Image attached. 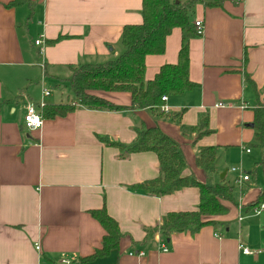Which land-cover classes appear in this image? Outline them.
Here are the masks:
<instances>
[{"label":"crops","instance_id":"0c3cea01","mask_svg":"<svg viewBox=\"0 0 264 264\" xmlns=\"http://www.w3.org/2000/svg\"><path fill=\"white\" fill-rule=\"evenodd\" d=\"M11 1L0 0V264H79L101 248L105 233L90 212L102 208L123 237L116 250L89 264H264V212L256 216L247 207L264 184L254 183L257 172L242 167L252 160L253 111L264 107V0L194 7L193 23L203 27L202 36L188 43V76L196 88L165 97L167 114L90 110L74 101L67 83L69 67L101 64L122 52V28L142 22L141 0H28L31 5L6 7ZM180 45L181 32L173 29L164 53L145 58L144 79L175 65ZM95 95L130 105L127 93ZM67 102L72 112L42 118L36 130L24 127L26 105L41 114L39 103ZM175 115L178 120H171ZM141 126H156L177 143L183 176L233 188L234 204L222 203L227 213L208 219L213 224L195 234H172L165 241L156 231L148 237L168 213L195 210L199 192L188 187L158 197L134 190L158 177L157 157H121L101 139L130 145ZM209 147L216 150L213 172L195 164ZM235 157L238 168L232 172L227 163H236ZM256 160L250 166L264 172L260 152Z\"/></svg>","mask_w":264,"mask_h":264},{"label":"trees","instance_id":"16d2710c","mask_svg":"<svg viewBox=\"0 0 264 264\" xmlns=\"http://www.w3.org/2000/svg\"><path fill=\"white\" fill-rule=\"evenodd\" d=\"M22 4L31 5L28 0H12L6 7L13 8ZM205 8H220L219 0H188L180 3L177 0H141V19L139 25H127L122 28L120 46L122 52L113 60L101 64H86L69 67L71 76L67 83L78 105L90 110H107L119 112L123 110H151L160 109L164 105L162 97L181 96L196 88L189 80V48L188 43L196 38L193 23V12L196 5ZM173 29L181 32V45L175 65H163L152 80L144 79L145 58L159 56L164 53L166 37ZM100 93H127L130 95V105L115 106L99 98ZM74 110L73 105H43L40 109L41 117L54 119L62 117ZM162 115V114H161ZM175 115L171 120H178ZM178 122V121H177ZM252 129L254 131V148L260 152L261 168L264 167V107L253 111ZM200 131L199 129H197ZM136 137L130 145H120L101 139L105 145L115 147L120 156L135 153L151 152L155 154L159 164V175L156 179L134 186V190L151 196L171 195L183 188L198 189L199 200L193 211L168 213L161 224L152 231L159 232L167 241L172 234L189 232L197 233L202 227L213 224L208 220L227 213L228 208L223 202L234 204L233 188L220 181L214 186L198 183L191 176H183L186 165L180 149L175 141L163 134L158 127L141 128L135 130ZM202 134H200L201 136ZM196 167L208 171H215V148H202L195 160ZM264 205V190L259 192L255 201L247 207L259 208ZM90 215L104 231L101 248L91 256L81 259L79 264H89L96 259L107 256L117 249L120 233L117 223L106 213L105 209L94 210Z\"/></svg>","mask_w":264,"mask_h":264},{"label":"built area","instance_id":"2783aa9c","mask_svg":"<svg viewBox=\"0 0 264 264\" xmlns=\"http://www.w3.org/2000/svg\"><path fill=\"white\" fill-rule=\"evenodd\" d=\"M194 27H195V35L197 37H200L202 36V33H203V27H202V23L200 21H195L194 22ZM35 46H39L41 45V42L40 41H36L34 43ZM49 95V92L44 90L43 91V96L46 97ZM166 98L165 97H162L161 98V101L165 102ZM44 104L42 103H39L38 104V108L39 110L43 107ZM160 110L161 112L167 114L168 113V109L163 105L160 107ZM23 124H24V127L27 129V130H36V129H39L41 126H42V117L39 113H37L34 105L32 104H28L26 105V114L23 118ZM246 152H248V150H246ZM232 172H236L237 170L236 169H232L231 170ZM242 181H247L248 180V177L246 175H244L242 178H241ZM264 212V205H261L259 208H256V209H253V214L254 215H259L260 213ZM36 251H39V247L36 246L35 247ZM161 249H162V252H166V249L164 246H161ZM241 252L245 255H251L252 252L249 251L248 249L246 248H241ZM140 256H142V254H140ZM59 264H75L72 260H67V259H61Z\"/></svg>","mask_w":264,"mask_h":264},{"label":"rangeland","instance_id":"374dc122","mask_svg":"<svg viewBox=\"0 0 264 264\" xmlns=\"http://www.w3.org/2000/svg\"><path fill=\"white\" fill-rule=\"evenodd\" d=\"M193 10H194V9H193ZM69 91H70V89H69ZM70 94L72 95L71 91H70ZM74 101L77 102V101L75 100V98H74ZM65 104H67V105H72V102H71V103H70V102H67V103H65ZM65 104H64V105H65ZM250 149H252V154H251V156H250V158H252V160H250L248 164H247L246 161H244V164H243V166H242V167H243V170H244V172H246V173H247V172H251V173H253V172H257L256 175H253L252 180L256 179L255 182H254V183H256V184H260V183H263V184H264V172H262L261 170H258V167H256L257 170H254L255 167L250 166V165L255 161L256 157H257V160H256V161H258V159H259V150H258L257 148H254V147H251ZM234 161H235L236 163H233V162L229 163V162H228V163H227V168H238V166H235V165H237L238 158L235 157ZM257 163H258V162H257ZM252 167H253V168H252Z\"/></svg>","mask_w":264,"mask_h":264},{"label":"water","instance_id":"95a60500","mask_svg":"<svg viewBox=\"0 0 264 264\" xmlns=\"http://www.w3.org/2000/svg\"><path fill=\"white\" fill-rule=\"evenodd\" d=\"M226 172H223V176L225 175Z\"/></svg>","mask_w":264,"mask_h":264}]
</instances>
